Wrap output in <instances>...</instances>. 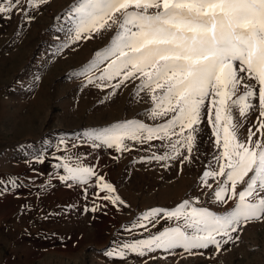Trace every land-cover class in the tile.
<instances>
[{
    "label": "rangeland",
    "instance_id": "374dc122",
    "mask_svg": "<svg viewBox=\"0 0 264 264\" xmlns=\"http://www.w3.org/2000/svg\"><path fill=\"white\" fill-rule=\"evenodd\" d=\"M75 3L49 0L31 13V22L18 14L0 17V264H264L260 221L249 222L238 240L219 251L210 246L194 254L177 248L144 256L129 252L123 259L106 255L116 243L147 239L178 223L158 218L155 226L144 221L146 228L127 230L151 208L173 210L187 199L193 206L223 213L234 201L216 203L201 185L215 151L206 120L191 162L149 160L166 150L158 140H126L129 150L120 152L93 146L86 133L124 121H162L148 115L152 104L147 96H135L138 80L113 95L111 88L89 85L79 75L110 45L115 29L70 43L72 24L66 12ZM247 127L241 129L244 137ZM62 163L93 167L125 203L100 199L105 192H99L95 177L87 185L61 181L66 172L57 165Z\"/></svg>",
    "mask_w": 264,
    "mask_h": 264
},
{
    "label": "snow or ice",
    "instance_id": "6c2138e0",
    "mask_svg": "<svg viewBox=\"0 0 264 264\" xmlns=\"http://www.w3.org/2000/svg\"><path fill=\"white\" fill-rule=\"evenodd\" d=\"M48 2L0 0V17L18 14L31 22V13ZM66 15L72 24L70 43L115 29L110 45L80 71L87 84L111 88L114 95L138 80L135 96H147L152 104L148 115L162 121H124L100 133H86L93 146L103 144L120 152L129 150L126 140H158L166 150L149 160L191 162L206 120L215 151L201 185L216 203L234 201L223 213L193 206L187 199L173 210L151 208L127 230L146 228L144 221L155 226L158 218L178 223L147 239L116 243L106 255L123 259L129 252L144 256L177 248L194 254L210 246L219 251L238 240L249 222H264V0H76ZM246 124L244 137L241 129ZM57 167L66 172L61 181L87 185L95 177L99 192H105L102 197L97 193L100 199L125 203L93 167ZM8 183L16 186L13 179Z\"/></svg>",
    "mask_w": 264,
    "mask_h": 264
}]
</instances>
